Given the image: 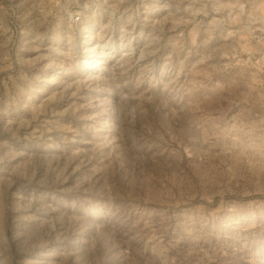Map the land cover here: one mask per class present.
<instances>
[{
	"label": "rangeland",
	"instance_id": "rangeland-1",
	"mask_svg": "<svg viewBox=\"0 0 264 264\" xmlns=\"http://www.w3.org/2000/svg\"><path fill=\"white\" fill-rule=\"evenodd\" d=\"M0 264H264V0H0Z\"/></svg>",
	"mask_w": 264,
	"mask_h": 264
},
{
	"label": "built area",
	"instance_id": "built-area-1",
	"mask_svg": "<svg viewBox=\"0 0 264 264\" xmlns=\"http://www.w3.org/2000/svg\"><path fill=\"white\" fill-rule=\"evenodd\" d=\"M65 1H67V0H65ZM81 14H82V11H80L79 13H78V15H79V17L77 18V19H80L81 18ZM86 24H84L82 27H84ZM85 28V27H84Z\"/></svg>",
	"mask_w": 264,
	"mask_h": 264
}]
</instances>
